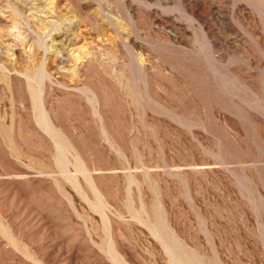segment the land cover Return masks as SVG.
I'll return each instance as SVG.
<instances>
[{"label":"rangeland","instance_id":"obj_1","mask_svg":"<svg viewBox=\"0 0 264 264\" xmlns=\"http://www.w3.org/2000/svg\"><path fill=\"white\" fill-rule=\"evenodd\" d=\"M0 264H264V0H0Z\"/></svg>","mask_w":264,"mask_h":264}]
</instances>
